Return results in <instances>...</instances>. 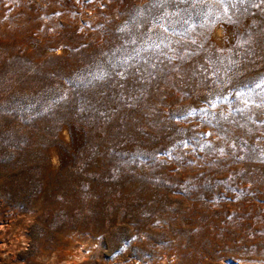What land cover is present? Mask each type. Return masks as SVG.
<instances>
[{
    "label": "rangeland",
    "instance_id": "rangeland-1",
    "mask_svg": "<svg viewBox=\"0 0 264 264\" xmlns=\"http://www.w3.org/2000/svg\"><path fill=\"white\" fill-rule=\"evenodd\" d=\"M0 264H264V0H0Z\"/></svg>",
    "mask_w": 264,
    "mask_h": 264
}]
</instances>
